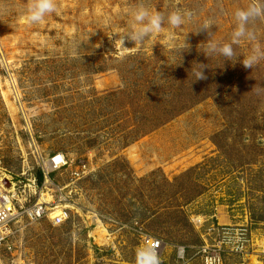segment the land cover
Returning <instances> with one entry per match:
<instances>
[{"label":"rangeland","instance_id":"1","mask_svg":"<svg viewBox=\"0 0 264 264\" xmlns=\"http://www.w3.org/2000/svg\"><path fill=\"white\" fill-rule=\"evenodd\" d=\"M32 2L0 0V179L61 152L70 167L55 181L73 203L62 225L16 226L0 264H137L152 239L160 264H264V64L207 60V33H191L214 20L228 40L252 0H144L197 23L142 44L122 42L141 0H55L38 24L26 20ZM193 61L211 69L192 84Z\"/></svg>","mask_w":264,"mask_h":264},{"label":"clouds","instance_id":"2","mask_svg":"<svg viewBox=\"0 0 264 264\" xmlns=\"http://www.w3.org/2000/svg\"><path fill=\"white\" fill-rule=\"evenodd\" d=\"M55 0H33L26 9V20L31 24L42 22L45 17L56 11ZM132 24L130 30L123 37L134 44L143 43L153 34L159 33L167 25L170 29H180L186 24H196V13L190 9H175L167 14L153 10L144 0H141L130 12ZM235 26L230 33L228 40L221 41L215 38L212 26L214 20L199 23L194 32L207 33V39L197 45V51L202 53L209 60L213 57H220L225 62L236 64L240 62L245 68L254 69L264 64V38L257 31V24L264 21V0H252L245 7L237 8L234 13ZM216 26V25H215ZM189 34V33H188ZM185 36L184 49L181 52V63L183 53L191 49ZM242 42L250 45L246 56H241L237 49ZM199 48V50H198ZM242 57V60H241ZM211 69L208 64L193 61L191 72L193 76L192 84L196 81L207 79L205 70ZM256 93H264V85L256 87ZM137 264H160L157 252L150 246L141 247L136 253Z\"/></svg>","mask_w":264,"mask_h":264},{"label":"built area","instance_id":"3","mask_svg":"<svg viewBox=\"0 0 264 264\" xmlns=\"http://www.w3.org/2000/svg\"><path fill=\"white\" fill-rule=\"evenodd\" d=\"M69 167L70 160L64 153L57 152L48 157L40 155L38 172H25L20 179L13 181L0 180V249L8 247L7 245L11 249L13 232L20 223H37L47 219L50 222L54 221L55 224H61L70 219L73 194L65 191L69 183L62 185L55 181V178L60 177ZM85 169V166L84 169H73L70 172L72 181L84 177ZM47 193L51 200L45 199L48 197ZM57 209H60L59 213L53 216ZM149 246L159 257L163 250V242L152 239Z\"/></svg>","mask_w":264,"mask_h":264},{"label":"bare ground","instance_id":"4","mask_svg":"<svg viewBox=\"0 0 264 264\" xmlns=\"http://www.w3.org/2000/svg\"><path fill=\"white\" fill-rule=\"evenodd\" d=\"M39 171V169L36 171V172H38ZM2 179V178H1ZM0 179V180H1ZM47 196L48 197H45V199H47V200H51L52 198L49 196V194L47 193ZM59 211H60V209H57L56 211H55V213H53V216H56L58 213H59ZM70 219H71V216H70ZM69 219V220H70ZM69 220H67V221H64L63 223H61V224H55L54 223V221L52 222L53 223V225H56V226H59V225H62V224H64V223H66V222H68ZM13 234H14V232H13ZM11 241H12V239H11ZM8 247H9V245H7ZM8 247H6V246H4V248H8ZM10 247H11V249H12V246L10 245ZM9 249V248H8Z\"/></svg>","mask_w":264,"mask_h":264}]
</instances>
